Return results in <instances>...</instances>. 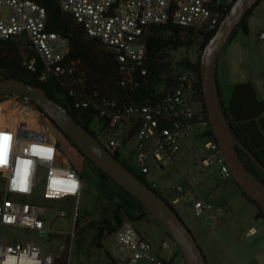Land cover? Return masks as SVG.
<instances>
[{
  "label": "built area",
  "instance_id": "obj_1",
  "mask_svg": "<svg viewBox=\"0 0 264 264\" xmlns=\"http://www.w3.org/2000/svg\"><path fill=\"white\" fill-rule=\"evenodd\" d=\"M57 1L64 12L72 14L83 26L89 37L99 39L115 54L120 64V85L137 88L149 74L147 38L153 25L172 22L202 39L216 32L237 0ZM4 9H9L10 15H2ZM0 39L23 45L27 50L23 65L30 70L35 71L41 62L44 67L41 80L61 78L76 108L97 110L90 125L92 134L137 176H142L176 211L190 205L197 217L222 211L201 197L192 182L173 185L168 192L151 178L153 168L164 169L169 162L176 161L183 151L181 135H188L197 125L202 129L196 136L206 141L202 164L205 167L216 165L222 174L232 176L213 133L195 67L174 64L155 87L158 99L123 103L100 90H90L80 61L69 58L70 39L48 30L47 9L38 0H0ZM259 39L264 40V29ZM131 141H135L132 151L137 157L138 171L128 164L126 147ZM59 152L60 147L53 140H30L21 151L12 150L9 160L5 161V171L0 176V264H58L62 258L63 251L54 255L42 243L23 234L28 230L49 231L42 207L26 198L35 195L42 169L45 171L44 198L68 200L82 195L84 183L80 173L69 162L57 163ZM61 215L66 214L62 211ZM115 234L124 264H138L142 259L153 264H173L171 259L156 254L132 221L124 222ZM76 239L74 231L70 235L65 264H72L71 248ZM162 246L167 248L169 243L163 241Z\"/></svg>",
  "mask_w": 264,
  "mask_h": 264
},
{
  "label": "rangeland",
  "instance_id": "obj_2",
  "mask_svg": "<svg viewBox=\"0 0 264 264\" xmlns=\"http://www.w3.org/2000/svg\"><path fill=\"white\" fill-rule=\"evenodd\" d=\"M10 13L9 9L2 11L4 16L10 15ZM249 37L250 41L245 45L244 51L236 64L234 74L236 78L234 80L253 82L259 95L264 97V40L259 39V33L250 34ZM202 39L193 37V42L190 46L180 47L172 51L169 59L173 61V64H176L184 56H189L193 61H196L200 53ZM231 91L232 86L224 90L225 101L229 100ZM201 129V126L197 125L188 135H181L183 143L182 153H185L184 161L177 164L169 162L164 169L153 168L151 178H157L163 186L171 190L173 185L184 181L193 180L198 183L202 175H205V181L208 178V183H211V185L209 184L211 186V188L209 187L210 193L220 199L218 204H223V200H226L225 202L228 203L229 207L234 205L238 209L250 207L249 205L252 204H247L249 203L246 202L247 198L241 193L232 176L222 174L216 165L205 167L202 164V158L206 154L204 149L206 141L196 136ZM62 136L64 135L54 129L42 115L31 112L26 104L16 100L0 103V176L5 171V161L9 160L12 150L21 151L30 140L46 142L48 139L52 140V138H55L58 141V146L60 147L61 145L57 163H71L78 170L83 183H85L80 198H73L69 201L64 199H46L43 194L45 191V171L42 169L35 195L27 196L26 198L29 201L37 202L42 207V216L49 231L37 232L28 230L24 231L23 234L42 243L54 255L63 251L62 257H64L68 252L70 235L75 231L77 239L71 248L72 264H124L117 257L118 245L115 243V234L111 233L110 239L106 240L105 236L108 233L101 237L102 234H100L98 225H101L102 228H107L108 225L105 224V220L114 221V212L121 205L128 207L135 213L139 211V205L135 199L129 197L116 183L102 181L98 170L90 161L85 159L80 161L72 156L67 145L63 141L60 143ZM3 137H7V139ZM134 147L135 141H131L126 147V155L128 164L138 171L136 165L137 157L132 151ZM5 153L7 155L4 159ZM169 189L168 191H170ZM203 198L213 203L215 207L224 209V206L216 205L209 197ZM252 207H254L253 209H258L256 205ZM62 211L66 215L62 216ZM177 212L191 230L193 229V222L198 221L200 218L195 215L192 205L188 207L181 206L177 209ZM77 220L78 228L76 227ZM152 220L161 225L163 229H166L153 214L148 212L135 222L142 235L148 239L153 235V229L150 227ZM12 237L16 238L13 235ZM183 261L185 259L180 256L179 261L173 264ZM138 264H153V262L148 259H142Z\"/></svg>",
  "mask_w": 264,
  "mask_h": 264
},
{
  "label": "trees",
  "instance_id": "obj_3",
  "mask_svg": "<svg viewBox=\"0 0 264 264\" xmlns=\"http://www.w3.org/2000/svg\"><path fill=\"white\" fill-rule=\"evenodd\" d=\"M38 1L47 9L48 30L60 32L70 39L71 52L69 58L80 61L81 68L86 73L90 90H100L113 98L119 99L123 103L131 100L145 102L147 100L158 99L159 94L158 96L155 94V91H157L155 87L158 83L162 82L164 76H167L172 70V67H174L173 61L167 59V57L171 56L170 51L177 50L180 47L190 46L193 42V33L191 31L175 25L172 22L153 25L152 31L147 38L148 76L142 78L141 85L137 88L121 86L120 64L115 54L103 45L99 39L89 37L83 26L75 21L74 16L62 10L57 0ZM250 14L243 19L230 39L238 32L239 28L248 32V17ZM213 35L214 33H209L203 37L200 53L196 61H193L189 56H185L183 61L176 63L177 65L184 64L186 66H193L198 70L200 93L203 99L200 71L201 56L206 44ZM26 53L27 50L21 43L0 39V71L4 72V74H1L0 79L14 77L43 88L50 97L68 109L82 126L87 128L91 133H94L90 125L95 120L98 111L93 107L84 109L76 108L74 106L73 96L69 94L61 78L51 77L46 81L41 80V74L44 70L43 64L39 62L35 71L30 70L23 65V58ZM9 100H16L26 104L31 112L42 115L54 129H57L59 133L63 134L78 149L86 160L95 166L102 181L116 183L129 197L135 199L139 205V211L135 213L124 205L119 206L114 212V221L105 220V224L108 225L107 228H102L101 225H98L100 234H102L101 237L105 233H108V235L116 233L126 221L135 223L146 215L147 211L145 206L93 163L37 103L18 94H4L0 96V103ZM221 102L223 103V110L234 136L264 166V99L259 98L253 82L242 81L233 84L229 100L225 101L221 96ZM52 140L57 142L55 138H52ZM239 151L250 171L264 181V173L249 153L243 148H239ZM140 178L144 180L142 176ZM237 185L243 195L259 209L258 217L264 218V208L258 205L238 183ZM76 227L78 228V220ZM178 251L181 254L179 248ZM58 264H65V255L59 260Z\"/></svg>",
  "mask_w": 264,
  "mask_h": 264
},
{
  "label": "water",
  "instance_id": "obj_4",
  "mask_svg": "<svg viewBox=\"0 0 264 264\" xmlns=\"http://www.w3.org/2000/svg\"><path fill=\"white\" fill-rule=\"evenodd\" d=\"M262 0H237L221 21L218 29L206 44L200 63L203 96L223 155L231 169L232 177L258 205L264 208V181L255 176L239 148L245 149L264 173V166L234 136L221 102L218 65L222 50L243 19ZM18 94L37 103L52 118L79 149L119 185L136 197L167 229L181 251L186 264H208L193 231L180 214L159 193L151 189L122 161L117 159L96 137L46 91L25 80L10 77L0 79V96Z\"/></svg>",
  "mask_w": 264,
  "mask_h": 264
},
{
  "label": "crops",
  "instance_id": "obj_5",
  "mask_svg": "<svg viewBox=\"0 0 264 264\" xmlns=\"http://www.w3.org/2000/svg\"><path fill=\"white\" fill-rule=\"evenodd\" d=\"M262 29H264V0L249 15L248 32L239 28L238 32L228 40L222 50L218 65V81L221 96L224 100V90H227L228 87L237 82H242L234 80L236 78V75H234L235 67L244 51L245 45L250 41L249 35L253 33L258 34ZM257 94L260 99H264V97L259 95L258 91ZM61 141L67 145L72 156L80 161H84L85 158L81 156L78 149L65 136L60 138V143ZM184 156L185 153H181L173 163L177 164L184 161ZM204 177L206 176L202 175L198 183H195L193 180L184 181V183L192 182L195 191L200 196L209 197L216 205L220 207L224 206L221 212L206 213L198 221L193 222L192 231L195 233L194 235L206 256L208 264H264V218L258 217L259 209H253L254 207L252 206L255 205L250 203L248 199L246 202L249 203L247 204L252 205H249L250 207L246 209H238L235 205L229 207L228 203L225 202L226 200H223V204H218L220 203V199L210 193L211 183H208V178L205 181ZM153 178L160 182L157 178ZM226 206L228 207L225 209ZM150 223L153 235L150 239L145 238L152 244L154 251L159 257L171 259L173 263H177L180 256H183L179 253L178 246L168 234L167 229H163L161 225L153 220ZM105 239L109 240L110 235L107 234ZM163 241H167L169 247H163ZM115 243L118 245L117 257L120 260L122 249L117 242L116 234ZM184 263L186 262H178V264Z\"/></svg>",
  "mask_w": 264,
  "mask_h": 264
},
{
  "label": "snow or ice",
  "instance_id": "obj_6",
  "mask_svg": "<svg viewBox=\"0 0 264 264\" xmlns=\"http://www.w3.org/2000/svg\"><path fill=\"white\" fill-rule=\"evenodd\" d=\"M3 138H4V139H7V137H3ZM47 151H49V152H50L51 150H50V149H48Z\"/></svg>",
  "mask_w": 264,
  "mask_h": 264
},
{
  "label": "bare ground",
  "instance_id": "obj_7",
  "mask_svg": "<svg viewBox=\"0 0 264 264\" xmlns=\"http://www.w3.org/2000/svg\"><path fill=\"white\" fill-rule=\"evenodd\" d=\"M6 155H7V154L5 153V154H4V157H3L4 159L6 158ZM2 156H3V155H2Z\"/></svg>",
  "mask_w": 264,
  "mask_h": 264
}]
</instances>
